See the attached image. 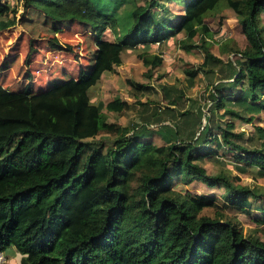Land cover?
<instances>
[{
  "label": "trees",
  "instance_id": "16d2710c",
  "mask_svg": "<svg viewBox=\"0 0 264 264\" xmlns=\"http://www.w3.org/2000/svg\"><path fill=\"white\" fill-rule=\"evenodd\" d=\"M15 1L54 24L84 25L102 50L94 75L82 69L78 79L48 92L0 86V253L15 250L21 264H264V240L228 216L264 213V192L226 169L209 175L204 166L229 152L239 173L256 170L264 179V127H257L259 147L251 148L235 122L220 124L226 117L252 124L264 114V0H186L178 11L161 0ZM228 10L248 46L233 50L240 59L227 64L207 112L182 111L183 95L170 92L163 111L145 108L136 123L122 126L108 114H127L129 102L91 104L92 88L122 65L126 50H147L140 59L150 79L164 64L151 48L181 35L184 52L205 54L201 69L186 72L192 81L210 63L223 66L211 52L207 19ZM16 14L0 0V31L16 25ZM108 32L114 43L103 42ZM156 137L165 145L154 144ZM199 186L206 193L191 191Z\"/></svg>",
  "mask_w": 264,
  "mask_h": 264
},
{
  "label": "rangeland",
  "instance_id": "374dc122",
  "mask_svg": "<svg viewBox=\"0 0 264 264\" xmlns=\"http://www.w3.org/2000/svg\"><path fill=\"white\" fill-rule=\"evenodd\" d=\"M138 1L141 5L145 2V0ZM172 1L161 0V3L178 11L182 9L186 0ZM6 2L11 3L12 9H16L17 21L16 25L9 30L0 31V86L10 92H21L28 86H31L35 92H48L62 83L78 79L82 69L93 72V75L96 73L100 66L102 50V45H98L95 40L96 33H92L79 23L54 24L38 11H24L22 5L15 0H6ZM173 3H177V7H174ZM221 16H224L223 21ZM13 18L12 14L9 19L13 20ZM262 20L264 26V14ZM207 23L212 30L208 36L212 44L211 52L217 59L224 62L223 66L210 63L206 73L201 72L192 81L186 72L201 69L205 62V54L202 49H196L189 54L184 52L180 47V41L184 39V35H181L166 44L151 48L149 53L162 55L164 64L154 71L153 78L150 79L147 76L149 69L140 59V55L146 49L140 47L135 50H126L122 54V65L116 67L114 72L104 73L101 81L92 88L91 104L98 106L114 100L129 102L132 109L127 114H108L111 123L122 126H131L136 123L141 111L145 108L149 109L150 114H155L157 109L163 111L169 105L165 94L170 92L172 97L183 95L182 111L202 107L207 112L214 86L228 75L227 64L237 63L240 59L239 56L234 55L233 50H244L248 46L243 29L231 11L211 17L207 19ZM103 39V42H115L110 32L106 33ZM54 40L55 44L63 50L54 49L50 45ZM196 44L200 46V38L196 39ZM225 49L228 51L227 54L223 53ZM129 81L149 86L150 89L145 93L136 92L128 85ZM222 114L223 112L220 113L221 116ZM165 119L167 123L168 117L165 116ZM227 121L235 122L236 132L245 134L251 148L259 147L257 127H264V114L257 116L252 124L233 120L230 117L222 119L220 124L225 126ZM152 141L158 146L165 145L158 137ZM111 142L108 141L110 145H112ZM233 156L229 152H221L220 158L216 156L207 159L204 166L208 174L216 175L222 169H226L230 171L232 177H241L243 185L264 192V179L258 177L256 170L246 174L239 173L236 168L238 163ZM179 189L183 192L190 191V187L181 186ZM207 190L199 186L191 191L195 194H203ZM221 192L223 191L217 189L214 194L220 196ZM257 206L261 208V205ZM228 216L234 222L238 221L246 234L259 236L264 240V225L257 223L259 218H264V213L256 210L253 216H249L229 211ZM17 254L13 249L6 251L5 257L9 264H21Z\"/></svg>",
  "mask_w": 264,
  "mask_h": 264
},
{
  "label": "built area",
  "instance_id": "2783aa9c",
  "mask_svg": "<svg viewBox=\"0 0 264 264\" xmlns=\"http://www.w3.org/2000/svg\"><path fill=\"white\" fill-rule=\"evenodd\" d=\"M8 263L4 253H0V264Z\"/></svg>",
  "mask_w": 264,
  "mask_h": 264
},
{
  "label": "crops",
  "instance_id": "0c3cea01",
  "mask_svg": "<svg viewBox=\"0 0 264 264\" xmlns=\"http://www.w3.org/2000/svg\"><path fill=\"white\" fill-rule=\"evenodd\" d=\"M18 255V254H17ZM18 258V257H17ZM21 259V258H20ZM8 261V260H7ZM8 263H9V261H8Z\"/></svg>",
  "mask_w": 264,
  "mask_h": 264
}]
</instances>
